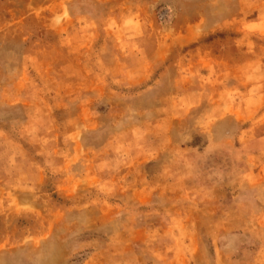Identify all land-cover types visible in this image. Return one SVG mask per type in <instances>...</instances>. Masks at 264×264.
Wrapping results in <instances>:
<instances>
[{
  "label": "rangeland",
  "instance_id": "rangeland-1",
  "mask_svg": "<svg viewBox=\"0 0 264 264\" xmlns=\"http://www.w3.org/2000/svg\"><path fill=\"white\" fill-rule=\"evenodd\" d=\"M0 264H264V0H0Z\"/></svg>",
  "mask_w": 264,
  "mask_h": 264
}]
</instances>
